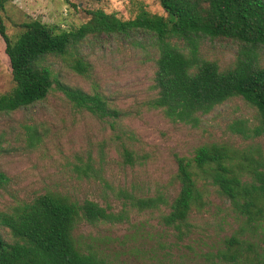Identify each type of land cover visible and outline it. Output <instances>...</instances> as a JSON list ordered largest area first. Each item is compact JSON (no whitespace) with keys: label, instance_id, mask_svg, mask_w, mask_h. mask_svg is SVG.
<instances>
[{"label":"rangeland","instance_id":"374dc122","mask_svg":"<svg viewBox=\"0 0 264 264\" xmlns=\"http://www.w3.org/2000/svg\"><path fill=\"white\" fill-rule=\"evenodd\" d=\"M140 6L166 15L158 0H6L1 16L6 32L16 38L20 25L32 19L74 29L87 20V9L101 8L127 19ZM154 49L149 35L89 36L71 54L44 60L56 82L102 94L119 114L101 118L76 107L56 84L43 100L0 111V212L44 192L78 202L93 200L113 213L122 210L124 191L142 197L161 193L166 204L142 211L127 206V217L120 222H81L74 237L113 264H212L211 253L223 249V239L236 233L264 247V220L255 227L245 224L229 200L203 178L197 179L202 199L189 213L188 231L178 235L160 222L178 191L176 157L191 158L199 145L219 143L246 166V158L264 163V133L254 132L257 113L239 97L199 115L195 126L171 121L151 108ZM199 50L225 67L235 59L238 44L205 38ZM75 57L87 63L85 76L71 67ZM258 60L264 65V49ZM12 86L0 37V94ZM241 120L247 136L232 130ZM124 149L131 152V164L124 161ZM0 232L12 240L2 225Z\"/></svg>","mask_w":264,"mask_h":264},{"label":"trees","instance_id":"16d2710c","mask_svg":"<svg viewBox=\"0 0 264 264\" xmlns=\"http://www.w3.org/2000/svg\"><path fill=\"white\" fill-rule=\"evenodd\" d=\"M5 2L0 0V37L13 86L0 94V111L43 100L56 84L74 106L101 118L117 117L118 111L102 94L56 82L44 60L71 54L89 36L143 34L152 37L155 47L151 108L161 110L171 121L195 126L199 115L239 97L257 113L254 132L264 133V65L258 60V51L264 49V0H158L166 15L140 6L127 19L90 8L87 20L77 28L32 19L20 25L16 38L9 36L3 23ZM205 38L236 42L235 59L221 67L204 58L199 45ZM71 67L87 74V63L81 57H75ZM232 130L247 136L242 120L234 123ZM122 155L126 163H132L130 151L124 149ZM235 158L232 150L219 143L199 145L191 158L176 157L178 191L160 222L178 235L188 231L189 213L202 199L197 179L203 178L229 200L245 224L260 225L264 220V163L246 158L250 160L246 166ZM122 196L123 208L117 213L93 200L78 202L57 192L38 194L9 212H0V225L12 236L7 241L0 232V264H113L98 251L80 245L74 237L76 226L81 222H120L127 217V206L142 211L166 204L161 193L142 197L124 191ZM241 235L225 237L224 248L211 253L212 264H264V247Z\"/></svg>","mask_w":264,"mask_h":264}]
</instances>
